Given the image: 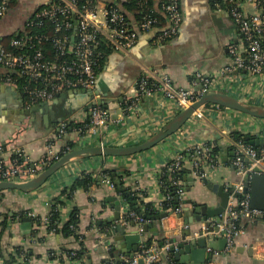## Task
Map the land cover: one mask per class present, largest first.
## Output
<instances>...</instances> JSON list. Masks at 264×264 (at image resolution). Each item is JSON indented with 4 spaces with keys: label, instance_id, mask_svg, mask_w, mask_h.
<instances>
[{
    "label": "crops",
    "instance_id": "obj_1",
    "mask_svg": "<svg viewBox=\"0 0 264 264\" xmlns=\"http://www.w3.org/2000/svg\"><path fill=\"white\" fill-rule=\"evenodd\" d=\"M240 1L245 13L252 14L253 5L248 0ZM46 2L16 0L15 7L9 9L0 20V40L20 33L34 11ZM152 2L160 21L158 27L145 33L137 31V42L129 51L110 50L99 68L94 93L66 91L60 94L65 96L60 98L58 95L52 99L55 102L47 108L40 106L43 103L27 106L20 92L5 83V76L9 72L0 67V162L9 167L18 162L16 157H20V164L34 169L50 148L59 153L65 145L64 138L58 139L56 136L59 124L80 125L88 122L90 107L98 102L109 111L111 120L100 132L88 128L84 133L73 130L69 136L65 135L76 145L75 149L128 147L143 143L173 117L171 105L167 101L162 99L161 103H157L154 98L146 96L138 99L135 108L126 110L134 96L136 83L145 77L151 80L165 75L175 88L182 89L195 88L197 74L213 77L216 81L214 92L228 94L247 105L264 108V71L261 75H250L244 71L224 73V69L232 65L229 47L239 45L241 41L240 32L227 13L215 10L209 0H179L182 21L178 33L171 40L158 42L157 35L167 24L161 12V0ZM127 17L136 30L134 15L127 14ZM263 130L264 120L228 109L216 110L210 105L203 119L196 123L188 121L179 131L148 151L124 158H75L32 193L0 192V264H6L9 252L14 247L30 251V264L72 263L67 260L66 254L74 251L70 249L80 248V242L71 237L64 238L59 233H49L43 223L37 225V220L47 217L51 203L61 197L63 189L70 187L81 173L98 179L89 191L79 190L65 203L60 212L61 218L65 222L74 208L80 211L78 234L82 236L80 241L88 255L80 259V264L116 261L121 257L122 244L115 239L134 230L131 227L123 232L118 220L114 223L120 229L117 234H113L114 209L108 198L114 197L121 202L120 217L129 218L131 225L134 219L140 217L136 215L135 209L145 213L148 204H151L150 208H155L163 200L158 187L162 169L172 162L177 153L194 145L214 146L216 143L220 147L213 160L216 168L211 166V162L204 161L205 170L211 174L207 181L224 186L233 185L241 178L232 165L234 147L230 144L229 132L250 133L254 135V140H264ZM107 168L118 170L112 177L113 183L132 197L135 196L134 203L131 204L102 182L101 174ZM181 171L184 190L181 212L162 220L158 236L145 234L150 237L148 244L154 245L157 250L166 246L167 239H179L180 232L186 229L184 219L187 216L183 211L187 207L185 201H191L188 209L192 212L197 205L214 206L218 201L207 189L203 179L194 177L188 168ZM189 177H194L195 181L189 183ZM187 185H190L189 191H185ZM155 211L163 213L162 209L155 208ZM191 214L188 216L195 220L197 216ZM24 219L28 222H24ZM3 222L4 231L1 227ZM150 222L147 220L144 225ZM237 227L240 234L234 238L230 250L224 237L213 238L210 234L206 248L201 250L199 262L185 254V264H264V220L242 219ZM102 239L110 244L103 243V248L101 243L98 244ZM190 239L187 237L186 241ZM162 244L165 246L162 247ZM64 249L70 251L64 252ZM112 254L114 257H111ZM154 264L177 263L168 251H163L159 261Z\"/></svg>",
    "mask_w": 264,
    "mask_h": 264
},
{
    "label": "built area",
    "instance_id": "obj_2",
    "mask_svg": "<svg viewBox=\"0 0 264 264\" xmlns=\"http://www.w3.org/2000/svg\"><path fill=\"white\" fill-rule=\"evenodd\" d=\"M139 7L144 8L145 0H134ZM216 10L227 13L238 28L241 41L239 45L229 47L232 65L224 69L225 72L244 71L250 75H261L264 71V13L260 7V0H248L253 5L252 14L245 13L242 3L238 0H209ZM125 0H47L38 7L24 29L11 38L6 46L0 44V67L9 73L5 76V83L16 88L27 106L49 102L61 93L72 90H82L94 93L97 85L98 71L105 56L98 50L99 43H105L114 51H129L137 42V31L150 32L158 27L159 21L153 10H146L141 19L133 23L128 19L123 10ZM10 0H0V20L9 11ZM221 3L230 5L229 10H223ZM161 12L166 19V28L157 35V41L163 42L176 37L182 17L179 0H162ZM19 78L21 81H19ZM198 83L194 88H175L170 79L165 75L140 79L134 87V96L130 99L126 110L135 108L141 96L152 97L155 102L161 103L162 99L171 105L174 117L201 96L214 92L215 79L213 77L196 75ZM218 110L219 106L212 105ZM197 110L188 121L196 123L203 119L206 109ZM111 120L107 109L98 105L90 107L88 127L99 131L106 127ZM187 121V122H188ZM80 132V131H79ZM100 132V131H99ZM58 139L66 134V124L60 123ZM264 134V130L262 131ZM234 158L232 165L241 180L233 185L225 186V191H232L223 214L217 218L207 220L208 227L216 231H207L203 227L202 237H224L228 250L231 249L234 238L240 234L237 225L240 220L254 221L264 212L250 207L249 193H243L244 178L253 175H264V145L259 148L248 146L242 142L231 141ZM210 145H194L182 153H177L172 162L165 168L167 173L173 174L183 168H188L190 173L200 179H209V174L204 168V161L211 162L216 168L214 159L210 160ZM60 158L52 148L34 169L24 167L15 162L6 167L0 162V183H24L42 172L46 167ZM159 174L158 187L160 188ZM102 182L111 189L113 184L108 177L103 176ZM176 194L180 202L184 197L182 182L174 180ZM163 200L156 209H162L163 202L169 199L168 195L161 192ZM237 195L238 197H234ZM182 203L175 208L163 210L172 214H179ZM129 218H119L118 225L127 231L131 228ZM47 223L46 218L41 221ZM132 228L142 235V218L137 217ZM197 237V235H196ZM199 237V236H198ZM105 240L101 243L102 246ZM165 246V245H163ZM162 246V247H163ZM169 244L160 250L154 245L143 241L139 249L130 258L118 257L128 264H154L159 261L163 251H168ZM104 248V246H103ZM13 253V249L9 252ZM71 264H80V259L75 258V251L66 254ZM113 262V260H110ZM122 262V261H121ZM18 264H30L21 256ZM110 264V263H109Z\"/></svg>",
    "mask_w": 264,
    "mask_h": 264
},
{
    "label": "water",
    "instance_id": "obj_3",
    "mask_svg": "<svg viewBox=\"0 0 264 264\" xmlns=\"http://www.w3.org/2000/svg\"><path fill=\"white\" fill-rule=\"evenodd\" d=\"M198 88H194V90H198ZM65 96V94L60 95V98ZM55 101L44 102L40 106L49 107L52 106ZM98 105L106 109L105 106H102L101 102L93 103L92 105ZM206 104L215 105L222 107L224 109L236 111L245 115H248L252 118L264 120V108L256 107L253 105H247L243 102L238 101L234 97L219 93L212 92L206 95L201 96L197 101L189 105L183 111L172 117L158 132L152 135L148 140L143 143L132 145L128 147H88V148H79L74 149L69 153H66L62 157H60L57 161L46 167L42 172H40L36 177L24 182V183H15V182H2L0 183V192L3 191H19L22 193H32L39 188H41L53 175H55L65 164H67L70 160L75 158H87V157H115V158H124L134 156L136 154L148 151L154 148L156 145L167 139L168 137L175 134L179 131L191 118V116L200 108L205 106ZM248 139V138H247ZM251 145L255 146H263L264 140H254L250 141ZM195 181L194 177H189L188 182L193 183ZM203 183L206 185L207 189L211 191L213 195H215L218 199L217 203L214 206L207 205H197L195 206L193 212L188 209V206L191 205V201L187 200L184 204L187 207L184 208V215L187 216L184 219V224L186 229L180 232V238L177 239L175 237L167 239L165 242L169 244L168 252L173 257V260L177 264H185V260L187 257H183L186 255H191L192 259L196 262H199V258L202 255L201 250H204L207 246L208 238L202 237L203 233L202 229L206 228L207 231H216V228L208 227L207 220L211 218L220 217L227 205L228 197L232 193V191H225V186L211 183L206 179H203ZM190 190V185H187L185 191ZM243 193L250 194V207L252 209L260 210L264 212V175L255 174L251 178L246 176L244 178V188ZM234 197H238L234 195ZM108 201L113 204V223L117 222L120 218V208L121 202L114 197L108 198ZM189 213L191 215H196V219L188 216ZM172 213L163 212L157 213L154 215L149 221L150 223L142 226V235L137 232L127 233L121 235L118 239L115 240L122 244L121 249V257L130 258L132 254L136 253L139 249L141 243L145 240L150 239V237H146L145 234L152 233L153 236H158V232L160 231L161 222L163 219L167 218ZM259 219L264 218L262 216ZM24 222H28L27 219H24ZM197 223V224H193ZM194 225V227H192ZM114 228L112 229L113 234H117L119 231V227L113 224ZM135 224L131 223V227H134ZM28 229V228H27ZM124 232V229H121ZM197 235V237H196ZM199 236V237H198ZM187 237H191L189 241H186ZM163 241V242H164ZM225 243V240H223ZM105 245L110 244L109 241L104 242ZM163 246V244H162ZM210 246H213L212 244ZM114 257V254L111 255ZM116 261H123L122 259H116ZM202 263V262H201ZM200 263V264H201ZM140 264L142 262L140 261Z\"/></svg>",
    "mask_w": 264,
    "mask_h": 264
},
{
    "label": "trees",
    "instance_id": "obj_4",
    "mask_svg": "<svg viewBox=\"0 0 264 264\" xmlns=\"http://www.w3.org/2000/svg\"><path fill=\"white\" fill-rule=\"evenodd\" d=\"M114 1V0H113ZM115 1H119L120 0H115ZM153 0H145V5L144 8L142 9L141 7H139L137 5V3L134 0H125V2H123V10L125 11V14L127 16L128 15H134V22L137 23L141 17L142 14L150 9L154 11L153 8ZM162 2V0H161ZM238 2L241 3L240 0H238ZM260 7L262 12L264 13V0H260ZM16 5V0H10L9 3V8H14ZM221 8L223 10H229L230 5L227 3H221ZM213 8L216 10V7H214V5H212ZM158 21L159 18L156 14V11H154ZM165 19V18H164ZM131 21V20H130ZM166 21V19H165ZM160 23V21H159ZM166 23V22H165ZM14 36H16V34H13L12 36L9 37H5L3 39L0 40V44L6 46V44L8 43V41L13 38ZM98 50L101 51L103 53L104 56H106L110 50H113L111 48V46L105 44V43H99L98 45ZM104 60V59H103ZM19 81H21V79L19 78ZM128 106V105H127ZM210 106V104H206L204 106L203 109H206ZM126 108V107H125ZM219 109H224L222 107H219ZM66 124V136L70 133L73 132V130H77L80 131L81 133H84L85 130H87L88 127V122H85L83 124L80 125H74V124ZM63 135L61 136L60 139L64 138V146L61 149V151L58 153V155L60 157H62L63 155H65L66 153L71 152L72 150L75 149L76 145L73 144L71 141L68 140V137L66 138V136ZM57 138H58V134H56ZM228 136L230 137L231 141H235V142H242L243 144H246L248 146L250 145V141L254 140V135H251L250 133H242L241 131H230ZM248 138V139H247ZM210 147V160H213L215 158V156L218 155L219 151H220V147L215 143L214 146H209ZM254 148H257L255 146H253ZM17 161L19 163H21V158L20 157H16ZM166 168H164V174L161 175L160 177V188H161V192H164L166 195H168L169 199L165 202H163L162 204V208L163 210H168V209H173L176 206H178L180 203V200L178 199V196L176 194V186L173 185L174 180L179 179L182 181L183 178V173L182 171H177L176 173L170 174L165 172ZM118 172V170L116 169H111V168H107L104 169V171L102 172L101 176H107L109 177V179L111 180L112 184H113V189H115V191L117 193H119L125 200L129 201L131 204L134 203L136 201V197H132L131 194H128L126 191H123L120 187H118V185L113 183V179L112 177L114 176V174L116 175V173ZM98 178L94 179L92 177V175L90 174H85V173H81L78 178L75 180V182L68 188H64L63 191L61 192V197L55 199L50 206V212L46 217L47 223H43V226H45L46 230L49 233H59L61 234L64 238H73L74 241H79L80 242V248L78 249H70V250H74L76 253L75 258L77 259H84L86 258L87 252L83 247V243L80 241L82 239V236L80 234H78V225H79V215H80V211L77 208H74L70 215L68 216V219L63 222V219L61 218V209L63 206H65V203L70 200L73 195L79 191L82 190L84 192L89 191V189L96 183V180ZM151 204H148L146 206V212L145 213H141L139 212V210L135 209V213L136 215L140 216L143 221H147L149 219H151L154 215H156L158 212L155 211V208L153 206H151ZM150 208V211H149ZM134 209V208H133ZM142 214V215H140ZM130 220V219H129ZM37 225L41 226V219L39 218L37 220ZM131 222V221H130ZM4 224L5 222L1 223V227H2V231H4ZM123 229V228H121ZM150 240H147V242H149ZM70 250H66L64 249V252L70 251ZM69 253V252H68ZM110 253H112L110 251ZM23 256L26 261H30L32 254L30 253L29 250H24L22 247H14L13 248V253H10L8 255V258L6 259L5 263L6 264H18V258ZM102 264H109L107 262H103ZM110 264H128L127 262H121V261H114Z\"/></svg>",
    "mask_w": 264,
    "mask_h": 264
}]
</instances>
